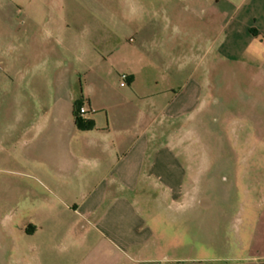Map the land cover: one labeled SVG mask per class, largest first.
I'll list each match as a JSON object with an SVG mask.
<instances>
[{
    "label": "crops",
    "instance_id": "1",
    "mask_svg": "<svg viewBox=\"0 0 264 264\" xmlns=\"http://www.w3.org/2000/svg\"><path fill=\"white\" fill-rule=\"evenodd\" d=\"M86 5L0 0V141L32 149L33 175L61 204L48 213L72 219L58 240L15 244L12 260L155 264L168 245L173 264H264V205L245 253L192 254V227L208 226L199 211H209L202 198L210 196L197 190L200 173L185 160L190 147L177 124L205 102L211 77L245 80L261 99L264 0H132L127 45L116 37L88 52L78 50ZM76 98L91 128L74 125Z\"/></svg>",
    "mask_w": 264,
    "mask_h": 264
},
{
    "label": "rangeland",
    "instance_id": "2",
    "mask_svg": "<svg viewBox=\"0 0 264 264\" xmlns=\"http://www.w3.org/2000/svg\"><path fill=\"white\" fill-rule=\"evenodd\" d=\"M85 1L91 15L86 16L83 31L87 37L81 36L78 50L88 52L94 45L112 47L118 41L116 37L125 47L131 34L127 25L132 0ZM138 20L133 23L137 25ZM244 81L223 85L222 80L211 77L212 85L202 88L205 102L192 116L177 121L184 145L190 147L183 150L185 160L200 173L197 190L210 196L202 198L209 211H199L206 223L210 220L208 226L203 229L200 220L197 228L192 227L193 240L197 241L192 254L202 259L245 253L253 240L250 223L264 205V93L259 99L258 90L244 85ZM31 152L29 146L20 148L0 141V264H16L12 260L18 253L15 244H26L34 238L58 240L72 221L66 213H48L53 207L61 209V204L33 175ZM32 225L42 230L31 235ZM186 246L179 247L182 254ZM161 248L169 258L171 247ZM168 258L155 264H173Z\"/></svg>",
    "mask_w": 264,
    "mask_h": 264
},
{
    "label": "trees",
    "instance_id": "3",
    "mask_svg": "<svg viewBox=\"0 0 264 264\" xmlns=\"http://www.w3.org/2000/svg\"><path fill=\"white\" fill-rule=\"evenodd\" d=\"M81 104V99L76 98L72 102V116H73V123L77 128L80 129H88L92 127V120L89 118L82 117L78 112V106Z\"/></svg>",
    "mask_w": 264,
    "mask_h": 264
},
{
    "label": "built area",
    "instance_id": "4",
    "mask_svg": "<svg viewBox=\"0 0 264 264\" xmlns=\"http://www.w3.org/2000/svg\"><path fill=\"white\" fill-rule=\"evenodd\" d=\"M126 73L122 72L119 74V84H123L126 81ZM77 112L82 116L86 112V107L82 104L78 106Z\"/></svg>",
    "mask_w": 264,
    "mask_h": 264
}]
</instances>
